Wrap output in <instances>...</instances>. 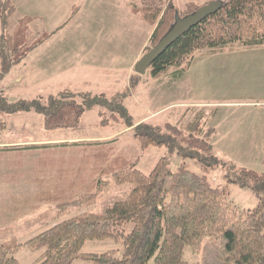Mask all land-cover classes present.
I'll return each instance as SVG.
<instances>
[{
    "label": "trees",
    "instance_id": "obj_1",
    "mask_svg": "<svg viewBox=\"0 0 264 264\" xmlns=\"http://www.w3.org/2000/svg\"><path fill=\"white\" fill-rule=\"evenodd\" d=\"M149 1L148 7L133 11L142 12L144 19L156 26L150 40L154 48L169 32L179 13L172 5L163 13L160 5L152 7L155 0ZM214 1H222L223 7L159 57L150 68L154 78L171 71L177 73L176 78L182 77L197 53H224L230 51L229 47L235 50L236 44L243 49L264 47V0L211 2ZM200 8L192 9L188 15ZM78 12L79 8L74 7L71 19ZM15 13L16 7L11 0H0L3 31L0 81L54 34L31 31L34 18L24 17L11 35L5 36ZM65 92L50 96L47 101L39 98L15 102L0 94V114L9 116L36 112L44 117L48 130L76 129L87 111L100 106L118 111L119 117L126 120L127 127L132 128L135 139L144 151L150 146L167 147L171 154H177L184 162L194 160L201 164L206 173H209L207 169L222 165L213 155L212 130L203 135L199 123L192 132L186 131L185 134L178 126L171 124L164 129L144 122L135 125L120 101L115 104L104 95ZM79 97L82 98L81 102L74 99ZM112 144L114 141L87 143L88 148H84L85 151L79 156L46 158L55 171L50 173V179L42 183L38 180L37 194L29 200L30 203L37 202V205L28 207L26 211L28 215L36 213L45 217V221H52L59 211L72 207H80L81 210L85 204L104 199L105 190L110 184L108 177L114 178L118 185L131 184L129 196L103 207L104 214L92 209L83 211L39 231L24 243L7 245L9 240L17 238L3 237V242H0V264H21L16 257L20 249L42 252L34 264H73L77 260L90 264H193L186 259L188 250L201 256L195 264H264V175L244 169L238 171L234 165L230 168L231 172L225 175L228 184L251 189L258 199L255 208L240 210L230 201L228 188L224 190L220 186H213L205 175L189 170L185 164L173 171L171 161L164 157L146 174L138 169L140 159L114 156L120 151L116 152ZM39 161L41 163V158ZM97 178L96 182L94 179ZM86 182L90 184L86 185ZM81 186L82 190L77 189ZM50 203L56 206H42ZM40 206L54 208L57 212L50 209L42 212ZM49 212L56 214L50 215ZM22 217L23 214L17 219L22 220ZM131 223L134 229L127 235L125 227ZM96 240L121 243L123 255L117 257L114 251L83 253L85 244Z\"/></svg>",
    "mask_w": 264,
    "mask_h": 264
},
{
    "label": "rangeland",
    "instance_id": "obj_2",
    "mask_svg": "<svg viewBox=\"0 0 264 264\" xmlns=\"http://www.w3.org/2000/svg\"><path fill=\"white\" fill-rule=\"evenodd\" d=\"M117 1L120 0H47L44 11H42L39 4L42 0H11L16 7V13L12 17L11 26L5 36L7 34L9 37L19 20L24 17L34 18L30 25L31 31L38 32L37 34L43 31L54 32V34L51 39L30 53L21 64L14 66L0 81V94L13 102L39 98L47 101L48 97L56 96L68 89L84 90L75 87V83L69 79L68 74L73 66L81 64L74 61L79 57H82L83 61L102 66L112 64L108 59L113 52L109 51L111 45L113 42L116 43L118 38H123L119 32H116L117 25L119 29L117 23L128 20L127 14L116 5ZM129 1L138 4L143 2V0ZM164 1L166 3L169 0ZM188 1L173 0L178 6L177 12L181 18L191 13L192 9L202 7L212 0H191V5H187ZM74 3L78 6H74ZM169 6L171 5L168 3L165 7L161 5L163 13ZM74 7H78L79 12L71 19ZM129 14L132 16L131 13ZM137 17L142 22L141 16ZM174 23L175 21L172 26ZM146 27L149 29L148 26ZM131 34L133 37L129 41L117 45V55L122 67L120 66L121 70H117L113 66L115 71L109 81L111 84L98 79H94V83L101 87H110L101 89L105 91L103 94L115 104L120 101L133 118L135 125L144 122L163 129L167 124L177 125L184 131V134L186 131L187 133L192 132L197 123L203 128V135L211 129L213 155L221 161L222 165L207 169L209 173H206L201 164L194 160L184 162L177 154H171L167 147L150 146L147 151H144L135 139L132 128L127 127L126 120L119 117L118 111H111L100 106L87 111L79 128L76 129L48 130L43 125L44 117L36 112H21L9 116L0 114V144L4 142L7 144L6 138L9 141L21 142L27 140L28 137H31L28 139L31 141L50 137V139L53 138L52 142L57 143L62 140L67 141L73 136L82 139L87 134L106 137L115 135L108 138L109 141H114L112 146L115 147L116 152L120 151L119 154L113 155H122L128 160L140 159L138 169L144 173L149 174L165 157L171 161L170 167L173 171H177L178 167L185 164L189 170L205 175L213 186H220L224 190L228 188L230 201L240 210L255 208L258 205V199L252 190L228 184L225 175L231 172L230 168L233 165L238 171L244 169L264 175V47L243 49L236 44L234 45L235 50L229 47L230 51L224 53L210 55L197 53L193 59L191 58L190 66L183 72L182 78H176L175 74L170 72L154 83L150 69L145 75H140L135 71V64L145 53L153 49L150 43L133 68L129 70L135 56L139 53L144 38L142 30ZM2 35L0 23V43ZM95 44L103 48L96 47ZM1 68L0 60V73ZM126 70H129L127 74H125ZM60 75H63L65 79ZM83 84L84 82L80 83V85ZM89 89L97 91L93 88ZM73 93L78 94L75 91ZM74 99L78 102L82 101L81 97ZM115 113L117 117L114 118ZM42 143H32L37 147L26 148L33 149L27 153H24L25 149H17L19 152L17 158H22L20 162L25 167L28 179L43 181V178H47V175L42 177L41 174H34L36 167H39L41 153L44 151L41 147L47 148L46 150L50 147L48 151L52 152L66 148L63 151L72 156H79L84 151L82 148L84 145L81 143H59L61 148L52 143L42 146ZM3 156L4 159L0 161V171L7 169L4 163L14 160H10L14 155L9 153ZM56 157H60V154ZM17 178L22 179L21 174ZM85 178L88 179L87 176ZM94 180L97 182L98 178ZM108 180L110 184L105 190L104 199L85 204L81 210L80 207H72L58 213L54 208L40 206L42 212L48 209L57 212V218L52 221H45V217H40L36 213L32 216L28 215L27 218L24 217L28 214L26 209L31 208V204L37 205V202L30 203L29 200L32 199L29 197L19 196L12 207L7 208L11 204L6 202L9 195L3 196V194L9 193V190L5 185H0V196L5 200L0 201V227H3L0 234H5L4 237L9 239L14 238L15 233L7 232L6 229L9 220V229L15 226L19 228L27 226L26 230L17 233L15 237L17 239L6 243L7 245L20 244L58 221L77 216L83 211L92 209L99 214H104L103 207L126 199L132 190V185L129 183L118 185L114 182V178L108 177ZM89 184L90 182H86V185ZM26 188L22 186L15 193L25 196L37 194V184L29 186L27 190ZM15 203L17 204L14 206ZM9 209H11L10 214L7 212ZM56 212H49V214L55 215ZM22 214V220H26L24 222L21 218L17 219ZM133 229L134 224H128L125 227V234L132 233ZM3 239L0 235V242H3ZM108 251H114L117 257H121L123 245L113 240H96L88 241L83 248L85 254H103ZM41 255L42 252L20 249L16 257L21 264H34ZM200 258L199 254L190 250L186 254V259L193 264ZM73 264L90 263L77 260Z\"/></svg>",
    "mask_w": 264,
    "mask_h": 264
},
{
    "label": "crops",
    "instance_id": "obj_3",
    "mask_svg": "<svg viewBox=\"0 0 264 264\" xmlns=\"http://www.w3.org/2000/svg\"><path fill=\"white\" fill-rule=\"evenodd\" d=\"M46 2H47V0H42V2L39 3L41 5V10L42 11H44V7L47 4ZM149 3H150L149 0H143L142 4L131 3L129 0L117 1L116 5L122 11H124L127 14L128 20L126 19V20H124V21H122L120 23H117V24H119V29H118V25H117V29H116L117 31L116 32H119V34H121V37H123V38H118L117 42L116 43L113 42V44L111 45V50H109V51H113L114 53H116V54H114L113 52H111L112 55H110L108 57V59L112 62V64L111 65L102 66V65H99V64L89 63V62L83 61L82 57L74 59V61H78L81 64L73 66L71 68V70H70V73L68 74V77H69L70 80H72L75 83V85H74L75 87H78L79 89H84V90L68 89V91L72 90L71 92L75 91V93H79V92L91 93L94 96H101V95L106 96L105 94H103V92H105V91H102L101 89H106V88H110V87H101V86L97 85V83H94L93 80L94 79H98L100 81H107V82H105L106 84H111L109 81H110V78L112 77V75H113V73L115 71L113 66L116 67L117 70H121L120 69L121 65L119 63V56L117 55V49H118L117 45H119L120 43H124V41H129L133 37V35L131 34L132 32H138L139 33V31L142 30L143 33H144L143 42H142L141 48L139 50V53L135 56L134 61H133V63H132V65H131L129 70H131L133 68L134 64L139 60V58L141 57L143 52L146 50L148 44L150 43L152 34H153L154 30H155L154 26L150 25L144 19V15H143L142 12L135 13L133 11V9H141V8L148 7ZM167 3L169 5H172L174 2H173V0H169V1H166V3H165L164 0H155V2L152 3V7H155L157 5H160V6L162 5V7H165L167 5ZM191 3H192V1L189 0L188 3H186V4L190 5ZM75 4H77V3H74L73 5L74 6H78V4L77 5H75ZM173 7L176 10L178 9V6H177L176 3H174ZM129 13H131L132 16ZM137 16H141L142 22L138 19ZM146 26H148L149 29ZM118 40H119V43H118ZM95 46L96 47H100L97 44H95ZM100 48H103V46L100 47ZM208 55H210V54H208ZM129 70H126L125 74H127V72ZM32 72H33V69L31 70V73ZM164 75H167V74H164ZM60 76L64 77L63 75H60ZM175 76H176V74H175ZM123 78H122V80H123ZM180 78H182V77H180ZM64 79H65V77H64ZM129 79H130V77H129ZM159 79H161V77L160 78H153L154 83H157V81ZM81 82H84V84L80 85ZM85 88H87V89H85ZM89 88H93L94 90H97V91H92ZM180 105H185V104H180ZM181 113H183V112H181ZM43 125H45V124H43ZM113 136H115V135H113ZM113 136L106 137V136H96V135L87 134L86 136L82 137V139L75 138L76 136H73V137H71V139H69L67 141H63L62 140L61 142H57V143L52 142L51 139H53V138L50 139V137L47 138V139L39 138L37 141L28 140V139L31 138V137H28L27 140H24V141H21V142L9 141L8 138H6L5 141H6L7 144H5V142L3 144H0V158H1L0 161H2L4 159L3 155L5 153H9L10 155H14L12 158H10V160L14 159L13 162L10 161V162L4 163V166H6L7 169L6 170L1 169V171H0V185H5L6 187H8V190H9V193H4L3 194V196L5 194L9 195L6 198V202H9L11 204L8 205L7 208H11L13 203L18 200L19 196H22L23 198L29 197V199H32L34 197V195L25 196L23 194L21 195V193L20 194H16L15 192L19 188H21L22 186H26L27 187L26 190H27L29 188V186H32V185H35V184L38 185V183H39L37 179H28V178H26L27 177L26 176V170H24L25 167H23V164L20 162V161H22V158H17V153H19V152H17L18 150L25 149L23 151H25L24 153H27V152L32 151L33 149L28 150L26 148H29V147H34L35 148V147H37L35 145H32V143H42V142L44 143V144L42 143V146L43 145H50L52 143V144L57 145L59 148H61L60 144H64V142L65 143H81L82 145H84V146H82V148L83 149L84 148L87 149L88 145L86 146L85 144H87V143L88 144H90V143L91 144H95L96 142H107V141H109L108 138L113 137ZM40 139H42V140L40 141ZM49 139H50V141H49ZM16 144H22V145H16ZM41 149L44 150L41 153V160L42 161H41V163H40V161L38 162V166L40 168L36 167V172L34 174L35 175L41 174L42 177H43L44 174L47 175V178H45V179L43 178V181H45L47 179H50L51 178L50 173L55 171V170H52L51 167H50L53 164L51 162H49V161H46V158H51L52 157L54 159H61L63 157H69L71 155L69 153H66V152L63 151V150H66V148H61V149H63L61 151H55L54 150L53 152L52 151H48L50 149V147L48 148V150H46L47 148H45V147H41ZM6 150H8V151H6ZM10 151H14L16 153L10 152ZM59 154H60V157H56V155H59ZM19 174H21V178H22L20 180L17 178V177H19ZM43 181H41L40 183H42ZM52 189H54V187ZM77 189L82 190V186L78 187ZM0 201H5V200L1 199V196H0ZM16 204L17 203H15L14 206ZM50 205L56 206V204H54V203L53 204L50 203V204H46V205H42V206H50ZM31 206H35V205H31ZM7 212H8V214H10L11 209L7 210ZM30 216H32V215H30ZM24 217L27 218L28 214H26ZM22 221L24 222L26 220H22ZM9 222H10V220L8 221V225H7L6 229H7V232L15 233V235L13 236L14 238L17 236V233L19 231L23 232L24 230L27 229V226H23V227H20V228L18 226H15V227L9 229ZM14 222H16V221H14ZM2 229H3V227H0V231ZM0 235L2 237L5 236V234L4 235L0 234ZM6 236L12 237L11 235H6Z\"/></svg>",
    "mask_w": 264,
    "mask_h": 264
},
{
    "label": "water",
    "instance_id": "obj_4",
    "mask_svg": "<svg viewBox=\"0 0 264 264\" xmlns=\"http://www.w3.org/2000/svg\"><path fill=\"white\" fill-rule=\"evenodd\" d=\"M222 7V1H214L184 18L177 15L175 23L170 28L169 32L152 50L145 53L135 64L136 73L145 75L159 57L162 56L175 42L210 16L216 14Z\"/></svg>",
    "mask_w": 264,
    "mask_h": 264
}]
</instances>
